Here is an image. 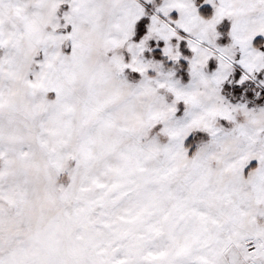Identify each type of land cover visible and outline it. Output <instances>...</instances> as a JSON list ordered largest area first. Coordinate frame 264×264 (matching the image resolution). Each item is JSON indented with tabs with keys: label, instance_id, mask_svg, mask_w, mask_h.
Instances as JSON below:
<instances>
[{
	"label": "snow or ice",
	"instance_id": "snow-or-ice-1",
	"mask_svg": "<svg viewBox=\"0 0 264 264\" xmlns=\"http://www.w3.org/2000/svg\"><path fill=\"white\" fill-rule=\"evenodd\" d=\"M0 264H264V0H0Z\"/></svg>",
	"mask_w": 264,
	"mask_h": 264
}]
</instances>
